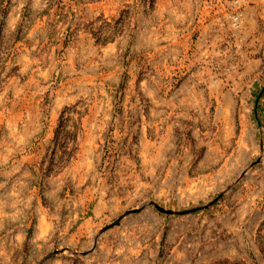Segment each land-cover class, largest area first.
Here are the masks:
<instances>
[{"label":"rangeland","instance_id":"obj_1","mask_svg":"<svg viewBox=\"0 0 264 264\" xmlns=\"http://www.w3.org/2000/svg\"><path fill=\"white\" fill-rule=\"evenodd\" d=\"M0 264H264V0H0Z\"/></svg>","mask_w":264,"mask_h":264}]
</instances>
